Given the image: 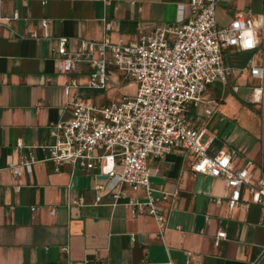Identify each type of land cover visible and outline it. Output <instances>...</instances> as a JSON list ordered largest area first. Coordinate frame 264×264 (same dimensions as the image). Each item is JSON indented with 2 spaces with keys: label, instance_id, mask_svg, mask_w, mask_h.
<instances>
[{
  "label": "crops",
  "instance_id": "0c3cea01",
  "mask_svg": "<svg viewBox=\"0 0 264 264\" xmlns=\"http://www.w3.org/2000/svg\"><path fill=\"white\" fill-rule=\"evenodd\" d=\"M1 1L0 264H186V252L193 254L191 264H264V211L256 205L230 210L226 203L217 204L216 199L230 194L225 179L195 176L194 157L183 150L148 159L156 195L179 196L173 207L162 204L169 213L163 237L146 212L113 206L110 199L95 205L94 180L85 171L73 174L69 166L43 161L34 165L32 173L16 179L8 169L19 161L20 140L43 157L39 147L53 142L52 125L71 116L68 102L87 100L104 107L137 94V88L133 93L124 90L127 79L113 68L105 89L89 87L92 68L87 62L78 63L72 73L60 72L59 38L69 39L70 55L81 39L101 42L108 35L113 43H135L158 26L174 25L181 17L187 21L192 16L191 0H47L45 5L41 0ZM240 12L256 18L264 13V0H221L217 25H229ZM7 17L12 19L9 25ZM224 54L236 69L250 62L260 66L264 47L254 51L228 47ZM72 81L77 86L67 98L65 89ZM234 84L240 86L238 92L232 90ZM258 85L260 81L249 75L235 77L227 87L216 84L208 88L206 102L191 116L198 127L208 120L209 153L227 150L234 169H248L254 181L264 167V136L260 146L258 136L246 137L245 131L248 117H254L250 110H258L253 99V87ZM242 91L249 96L240 103L230 98L228 108L230 93ZM207 108L215 111L210 119ZM16 185H21L19 191ZM79 199L84 205L68 207L70 200ZM243 199L249 200L247 192ZM51 209H56L54 215ZM222 231L227 238L216 245Z\"/></svg>",
  "mask_w": 264,
  "mask_h": 264
},
{
  "label": "built area",
  "instance_id": "2783aa9c",
  "mask_svg": "<svg viewBox=\"0 0 264 264\" xmlns=\"http://www.w3.org/2000/svg\"><path fill=\"white\" fill-rule=\"evenodd\" d=\"M220 1L191 0L192 16L187 21L181 17L174 25L158 26L131 44L123 40L113 43L108 35L101 42L81 39L78 50L70 55L69 39L59 38L56 52L60 72L72 73L78 63L87 62L92 68L89 87L105 89L113 68L138 84L137 94L125 95L104 107L87 100L68 102L71 116L52 125L53 142L39 147L42 158L36 156L33 147L17 142L22 150L19 161L8 165L15 178L32 173L34 165L43 161L69 166L73 174L85 171L94 180L95 205L110 199L113 206L123 204L136 212H146L155 219L159 236L163 237L169 213L162 204L173 207L179 196L168 192L156 195L148 159H161L179 149L193 155L191 171L195 176L225 179L230 194L216 199L217 204L226 203L230 210L256 205L264 211V167L254 181L248 169H234L227 150L211 155L210 143L205 140L207 126L198 127L191 118L206 102L210 86L227 87L240 75L260 81L253 87V99L264 107V57L260 66L250 62L236 69L226 62L224 54L228 47L242 51L264 47V13L251 18L240 12L229 25L219 27L216 9ZM14 18L18 19V14ZM4 20L9 25L12 19ZM42 25L47 28L48 20L44 19ZM76 86L77 82L72 81L66 87L67 98ZM239 89L237 84L232 86L234 92ZM205 114L210 119L215 111L207 108ZM14 189L19 191L21 185ZM244 192L249 200L243 199ZM72 204L84 205V200H70L68 207ZM50 213L54 215L56 209ZM226 238L227 233L219 232L215 244ZM192 256L186 252V264L192 263Z\"/></svg>",
  "mask_w": 264,
  "mask_h": 264
},
{
  "label": "rangeland",
  "instance_id": "374dc122",
  "mask_svg": "<svg viewBox=\"0 0 264 264\" xmlns=\"http://www.w3.org/2000/svg\"><path fill=\"white\" fill-rule=\"evenodd\" d=\"M126 85L124 90H126L129 93H133L134 90L136 88H138V84L131 81V80H126L125 81ZM131 83H133V85H131ZM215 85L210 86L209 88H214ZM130 87H133L134 89H130ZM128 94V93H127ZM246 96H249V93L247 91H242L240 94H234V93H230L229 96V100H227V107L230 108L231 107V100L230 98L234 99L235 101H237L238 103H240L241 99L245 98ZM258 104H255L254 106H257ZM231 109V108H230ZM220 110H222V107H220ZM254 117L249 118L248 117V128L245 131V136L246 137H257L258 136V141L260 146H262L263 144V136H264V116H263V107L261 105H258V110L255 109V107H252V109L250 110ZM237 119L239 117H236ZM240 121V120H239ZM208 123L207 119H203L201 122V125H206Z\"/></svg>",
  "mask_w": 264,
  "mask_h": 264
}]
</instances>
